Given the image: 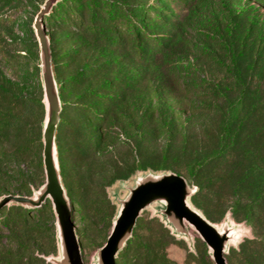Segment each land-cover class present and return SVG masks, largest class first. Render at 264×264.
Returning <instances> with one entry per match:
<instances>
[{
    "label": "rangeland",
    "instance_id": "1",
    "mask_svg": "<svg viewBox=\"0 0 264 264\" xmlns=\"http://www.w3.org/2000/svg\"><path fill=\"white\" fill-rule=\"evenodd\" d=\"M46 1L0 0V62L1 67L3 65L0 78L11 79L15 90L26 97L37 94L35 86L22 78H26L27 72L34 73L39 63L35 57L38 49L34 48V43L37 41V48L39 44L34 24ZM152 2L161 6L164 16L169 12L179 16L181 30L162 56L151 57L145 62L127 49L84 44L65 28L45 29L50 49L60 59L65 78L78 73L85 64H102L106 71L98 78H114L123 91L121 102L110 117L105 154L92 166V179L102 182L107 176L105 169L115 160L152 162L161 159L169 139L168 131L172 134L173 150L167 162L168 169L138 171L106 189L108 198L117 206L115 221L125 202L147 177L159 179L176 174L185 178L192 190L196 189L184 166L189 153L210 149L215 143L217 115L207 106L218 102L211 85H233L235 70L230 55L246 56L250 66L246 76L252 80V86L256 87L259 78L264 77V0H173L167 4L162 0L145 1L149 5ZM28 29H31L33 38L25 35L30 32ZM7 59L15 63L12 68L7 66ZM43 98L47 104L45 93ZM261 118L264 120V115ZM255 135L248 139V133H245L241 140L240 168L250 161H264V137L257 132ZM24 152L0 153V205L19 203L11 197L38 204L47 190L43 150L41 157L33 148ZM238 171L231 177L225 176L222 187H213L217 194L210 195L215 203L230 197ZM45 201L51 204L53 213L47 208L44 217L35 221L40 233L33 231L31 238L24 239L31 240L29 254H39L49 264H70L52 199L48 197ZM189 205L199 212L190 199ZM167 208L166 200L155 199L140 212L146 223L154 216L159 217L175 236V239L160 240L155 233L151 234L148 226L145 227L143 234L151 242L160 243L156 254L179 264H215L212 256L197 244L203 240L199 233L188 223H185V232L178 230L169 219ZM71 220L78 242L76 255L79 263L102 264L100 253L113 226L110 231L104 230L98 222L87 226L76 211ZM213 224L226 237V250L237 248L242 240L252 236L251 228L234 219L230 212ZM0 236V247L16 248L13 242L18 239L1 224ZM208 251L211 253L210 249ZM126 257L125 251H117L116 264H131Z\"/></svg>",
    "mask_w": 264,
    "mask_h": 264
},
{
    "label": "trees",
    "instance_id": "2",
    "mask_svg": "<svg viewBox=\"0 0 264 264\" xmlns=\"http://www.w3.org/2000/svg\"><path fill=\"white\" fill-rule=\"evenodd\" d=\"M135 1L58 0L43 16V25L50 30L65 28L84 44L127 49L145 62L164 54L181 30V19L170 12L164 16L156 2L149 5L146 0ZM162 1L167 4L173 0ZM28 31L25 35L33 38L31 29ZM36 42L38 66L34 73L27 72L22 80L33 84L37 94L22 96L11 79L0 78L1 154L6 151L25 153L33 148L41 157L47 110L40 48ZM230 57L235 70L233 85H211L218 102L207 106L217 115L215 143L210 149L189 153L184 171L196 185L189 199L208 221H221L230 212L234 219L245 222L252 230L251 237L242 240L237 248L226 251L228 263L264 264V161H250L241 168L238 166L243 155L241 140L244 134L248 133V139L256 136V132L264 137V120H261L264 115V77L259 78L256 87L252 86V80L246 76L250 68L246 56L232 54ZM6 63L11 68L15 65L11 59ZM51 64L60 102L54 146L61 185L70 202L72 216L76 211L87 226L98 222L104 230L110 231L117 206L108 198L106 189L138 171L168 169L167 162L173 150L172 134L168 131L169 139L161 159L152 162L115 160L108 168H103L107 171L104 182L95 181L91 176L92 166L105 154L110 117L117 110L123 91L114 78H98L106 71L102 64H85L69 78L63 76L60 59L52 50ZM2 68L0 62V73ZM236 170L239 171L234 176L230 197L215 203L210 195L215 193L213 187H222L224 177L233 176ZM47 208L53 213V207L46 201L37 207L14 203L0 208L2 228L18 239L13 242L16 248L0 247V264H49L43 256L29 254L31 240H24L31 238L33 231L40 233L35 221L44 217ZM147 226L160 240L175 239L171 229L159 217L154 216L146 223L139 215L119 248V252L125 251L126 261L131 264H179L156 254L160 243L151 242L143 234ZM50 229L53 230V226ZM197 244L211 255L204 240ZM39 251L44 252L43 249Z\"/></svg>",
    "mask_w": 264,
    "mask_h": 264
},
{
    "label": "water",
    "instance_id": "3",
    "mask_svg": "<svg viewBox=\"0 0 264 264\" xmlns=\"http://www.w3.org/2000/svg\"><path fill=\"white\" fill-rule=\"evenodd\" d=\"M58 0H47L39 11L34 29L36 32L41 57L42 79L46 96V124L43 131V162L47 173V190L38 204H31L25 198L11 197L20 204L37 207L48 197L52 199L57 213L63 246L70 264H80L76 255L77 238L75 226L71 220L72 208L61 185L58 170L54 134L59 121L60 102L55 84L51 49L43 25V16L49 12ZM193 190L185 178L169 174L159 179L147 177L125 202L121 213L114 222L111 233L100 256L102 264H116V252L124 243L140 212L153 200L164 199L167 202L169 219L176 224L178 230L185 232V223L192 226L208 244L215 264H229L226 258V237L221 235L213 223L189 205V195ZM4 204H1L2 207Z\"/></svg>",
    "mask_w": 264,
    "mask_h": 264
},
{
    "label": "bare ground",
    "instance_id": "4",
    "mask_svg": "<svg viewBox=\"0 0 264 264\" xmlns=\"http://www.w3.org/2000/svg\"><path fill=\"white\" fill-rule=\"evenodd\" d=\"M189 201V200H188Z\"/></svg>",
    "mask_w": 264,
    "mask_h": 264
}]
</instances>
